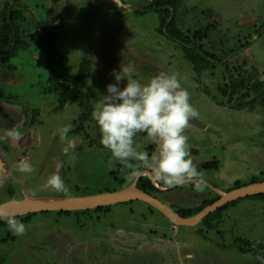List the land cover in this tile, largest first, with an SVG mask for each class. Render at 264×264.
<instances>
[{
    "label": "rangeland",
    "instance_id": "1",
    "mask_svg": "<svg viewBox=\"0 0 264 264\" xmlns=\"http://www.w3.org/2000/svg\"><path fill=\"white\" fill-rule=\"evenodd\" d=\"M151 1L0 0V14L13 4L28 5L35 22L26 15L21 24L25 48L9 63H0V93L19 101L0 102V136L20 134L16 140H0L5 163L0 166V204L83 199L132 185L138 189L140 178L151 181L141 162L124 168L112 157L100 143L97 124L79 122L82 111L76 104L55 112L60 92L53 90L46 53L39 45L41 38L53 34L74 83L94 108L106 85L115 83L113 70L121 66H131V78L142 83L160 72L176 74L189 92L198 116L189 121L184 135L206 187L165 188L151 181L161 193L149 197L174 212L199 210L215 194L264 182V93L254 112L230 110L218 90L225 83L224 68L197 74L184 49L160 31L158 14H138ZM175 16L180 30L210 54L246 46L226 60L230 76L264 82V0H182ZM125 84L121 81L120 86ZM63 127L70 129L64 139L59 134ZM69 141L75 149L65 154ZM135 142L149 157L158 152L147 135H137ZM21 159L33 165V173L17 171ZM57 163L63 164L59 174L67 194L42 187ZM234 202L194 227L172 222L141 200L14 216L26 226L20 236L8 230L9 217H0V264H260L253 253L240 252L235 240L264 253V201L247 196L226 205Z\"/></svg>",
    "mask_w": 264,
    "mask_h": 264
},
{
    "label": "clouds",
    "instance_id": "2",
    "mask_svg": "<svg viewBox=\"0 0 264 264\" xmlns=\"http://www.w3.org/2000/svg\"><path fill=\"white\" fill-rule=\"evenodd\" d=\"M133 68L125 66L113 70L115 83L106 85V93L96 100L92 119L100 132V143L111 152L114 159L124 168H132L139 161L150 170V179L156 185L165 187L184 186L191 183L197 191H203L206 181L194 164L184 130L189 121L198 116L190 103V94L181 85L176 74L160 72L147 82L131 78ZM121 81L126 84L121 87ZM70 129L60 130L62 139ZM144 133L155 144L158 152L149 157L148 152L139 150L135 137ZM18 132H7L0 140H16ZM75 149L69 141L64 153ZM62 163L56 164L57 171L50 175L43 189L68 193L69 189L59 174ZM21 174L34 172L33 165L25 159L16 165ZM8 230L14 235H23L26 226L22 221L9 217L5 220ZM264 264V257H257Z\"/></svg>",
    "mask_w": 264,
    "mask_h": 264
},
{
    "label": "trees",
    "instance_id": "3",
    "mask_svg": "<svg viewBox=\"0 0 264 264\" xmlns=\"http://www.w3.org/2000/svg\"><path fill=\"white\" fill-rule=\"evenodd\" d=\"M181 5L182 0H152L151 3L144 9L140 10L138 14L142 16L150 12H156L158 14L160 31L184 49L187 60L191 63L197 74H202L208 71L213 72L216 69L221 70V68H224L223 77L225 83L223 86H219L218 90L221 95L227 99L226 105L230 110L254 112L263 97L264 82L257 81L249 83L243 80H233L229 74L228 65L226 64V60L229 57L235 55L242 49H245L246 46H240L237 49L224 52L220 55L206 52L201 46H197L192 38L185 35L180 30L175 15L181 8ZM26 15H28L30 18L29 20L35 24L28 5L13 4L0 14V63H9L18 55L21 49L25 48L22 46L24 32L21 28V24L26 23ZM55 38L56 36L53 34L47 39L41 38L39 41V45L46 53L47 68L52 73L51 82L53 84V90L55 93L60 92V98L55 112L63 110L68 103L76 104L82 111V114L79 117V122L82 125L86 123L96 124L92 119L94 107L88 99V96L82 92L77 84L74 83V78L70 75L67 58H63L58 54ZM203 92L208 96H212L211 91L208 89H204ZM0 102L9 105H16L19 103L16 96H7L3 93H0ZM219 105L224 106L225 103H220ZM192 120L193 119L190 121ZM141 135L146 136L144 133H141ZM187 185L188 187H193L192 184ZM160 186L165 187L163 185ZM137 187L140 191L148 195L161 193V191L158 190V188L148 179L140 178ZM236 187L238 188L239 184H237ZM250 198H258L264 201V193L250 196ZM219 199L220 197L215 194V198L212 201L205 202L199 210L182 209L177 210L176 213L182 219H190L198 215L205 208L217 202ZM235 203L236 202L222 207L215 213L206 217V220L221 213ZM235 247L242 253H253L257 257H264V253L253 248L248 242L235 240Z\"/></svg>",
    "mask_w": 264,
    "mask_h": 264
},
{
    "label": "water",
    "instance_id": "4",
    "mask_svg": "<svg viewBox=\"0 0 264 264\" xmlns=\"http://www.w3.org/2000/svg\"><path fill=\"white\" fill-rule=\"evenodd\" d=\"M140 192L142 193L143 196H137V197H133V198H124V199H120V200H117L115 202H112V203H109L106 205H96V207L109 206V205H112V204H115L117 202H121L124 200H141V201L150 203L152 206L154 205V202H156L157 204H159V206H161L163 208V210H161V211H163L169 218H170L171 214H174L180 219V222H174L170 218V220L172 222H174L178 225L194 227L198 223H200L203 219L208 217L210 214H212V213L216 212L217 210L221 209L222 207H224L230 201H234L236 199L251 196V195L263 194L264 193V182L244 186V187L232 190V191L228 192L227 194L221 193L222 195L220 196V199L217 202H215L214 204L205 208L198 215H196L195 217L190 218V219H182L176 212H174L171 208L167 207L162 202L149 197L147 194H145L142 191H140ZM119 193H121V192H119ZM119 193H114V194H119ZM89 198H91V197L79 199L80 205L68 204V205H59V206H37V207H33V208L27 207L24 204V201H10V202L0 204V217H3L2 215L6 214L8 212H11V211H19V212H22L23 214H30V213H43V212H66V211L68 212V211H76V210H82V209H90V208H84L83 207L84 202H86L87 199H89ZM91 206H93L95 208L94 205L91 204Z\"/></svg>",
    "mask_w": 264,
    "mask_h": 264
},
{
    "label": "bare ground",
    "instance_id": "5",
    "mask_svg": "<svg viewBox=\"0 0 264 264\" xmlns=\"http://www.w3.org/2000/svg\"><path fill=\"white\" fill-rule=\"evenodd\" d=\"M137 196H143V195L134 185H132L131 187L127 188L126 190H124L123 192H121L119 194L107 193V194H103V195L101 194V195H97V196H92L91 198L87 199L86 202H84L83 207L84 208H94L93 206H91V204L96 207V205H106V204L115 202V201L120 200V199L133 198V197H137ZM43 201H45V200H43ZM24 204L29 208H33V207H37V206H59V205H68V204L80 205V200L79 199H67V200H61V201L56 200V201L39 202V203H34L33 201H25ZM153 206L158 210H163V208L161 206H159V204H157L156 202H154ZM22 214L23 213L19 212V211H11V212H8L2 216L3 217H14V216L22 215ZM170 218L174 222H180V219L174 214H171Z\"/></svg>",
    "mask_w": 264,
    "mask_h": 264
},
{
    "label": "crops",
    "instance_id": "6",
    "mask_svg": "<svg viewBox=\"0 0 264 264\" xmlns=\"http://www.w3.org/2000/svg\"><path fill=\"white\" fill-rule=\"evenodd\" d=\"M0 164H2V165H0L1 167L3 166V165H5V163L0 159ZM0 167V168H1ZM187 184H189V183H187Z\"/></svg>",
    "mask_w": 264,
    "mask_h": 264
}]
</instances>
